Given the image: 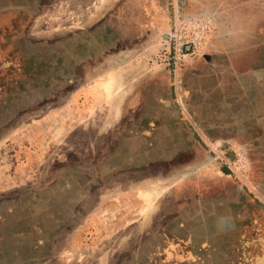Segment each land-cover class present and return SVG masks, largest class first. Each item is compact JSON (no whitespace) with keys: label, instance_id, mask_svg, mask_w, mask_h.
<instances>
[{"label":"rangeland","instance_id":"374dc122","mask_svg":"<svg viewBox=\"0 0 264 264\" xmlns=\"http://www.w3.org/2000/svg\"><path fill=\"white\" fill-rule=\"evenodd\" d=\"M100 2L0 0V264H264V0H162L169 98L127 111Z\"/></svg>","mask_w":264,"mask_h":264},{"label":"crops","instance_id":"0c3cea01","mask_svg":"<svg viewBox=\"0 0 264 264\" xmlns=\"http://www.w3.org/2000/svg\"><path fill=\"white\" fill-rule=\"evenodd\" d=\"M100 3L92 14L111 12L109 0ZM169 27L170 14L162 0H126V111L147 99L160 109L169 98V93L165 97L155 89L167 84V73L157 57Z\"/></svg>","mask_w":264,"mask_h":264},{"label":"built area","instance_id":"2783aa9c","mask_svg":"<svg viewBox=\"0 0 264 264\" xmlns=\"http://www.w3.org/2000/svg\"><path fill=\"white\" fill-rule=\"evenodd\" d=\"M172 1V5H173V25L175 30L179 28V26L181 25V23L184 22L183 18H182V14H181V6H182V2L183 0H171ZM175 46H173V49H175V53L173 54L172 57H176V59H180L183 56V49H182V44L179 42H175L174 44Z\"/></svg>","mask_w":264,"mask_h":264}]
</instances>
